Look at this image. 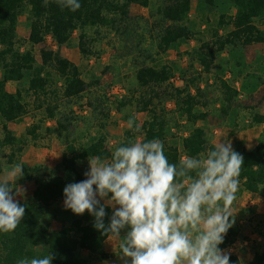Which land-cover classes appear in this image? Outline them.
Wrapping results in <instances>:
<instances>
[{
  "label": "rangeland",
  "instance_id": "obj_1",
  "mask_svg": "<svg viewBox=\"0 0 264 264\" xmlns=\"http://www.w3.org/2000/svg\"><path fill=\"white\" fill-rule=\"evenodd\" d=\"M148 1L149 7H131L130 18L118 27V32L110 28H88V55L80 52L79 31L61 48L49 36L42 45L31 44L28 11L20 17L16 45L21 54L32 53L40 64L42 49L59 51L79 67L83 80L88 84L83 99L74 102L63 98L62 81L51 69H48L51 79L47 94L36 96L29 91V76L20 82L8 83L9 92H22L27 113L14 123L0 119V181L6 178L14 163L23 166V176L16 181V186L23 191L22 196L17 197L20 205L30 200L35 190V184L27 180L26 172L31 176L57 175L68 184L78 183L70 177L63 164L69 146L88 145L103 134L102 131L107 135L111 151L126 145L129 139L142 141V126L148 114L139 110L141 105L138 101L144 91L138 86L135 73L137 67L144 63L154 66L165 63L182 71L170 81L176 88L183 89L187 85L201 88L199 100L203 105H199V109L208 117L199 125L205 127L211 143L217 145L230 141L233 150H242L264 142V124H253L254 115H264V44L225 50L214 60L211 72L205 73L196 62V51L205 43L214 47V33L222 11H198L194 5L190 16L194 38L162 54L158 48L159 29L155 25L159 0ZM223 31H219L218 37H222ZM193 79L195 81L191 84ZM222 81L239 94L227 108L226 115L221 110L224 97ZM194 89L193 94L196 93ZM125 98L132 103L118 110L115 103ZM163 101L165 108L160 106V109L164 110L170 128L168 137L181 148V138L190 126L185 120H180L173 101L165 97ZM48 106L55 109V118H49ZM130 118L139 125V132L129 128L127 121ZM9 136L14 139L12 144L6 143ZM36 168L40 173L34 172ZM88 170V160L80 161L78 171L82 181ZM63 201L54 204L47 214L46 222L52 230L70 227L74 220L85 218L84 214L77 216L66 210ZM101 202L105 204V201ZM109 207L113 213L114 209ZM232 207L235 215L233 227L238 229L239 235L225 250L236 256L240 264H250L254 255L264 248V197L250 194L239 186ZM78 254L89 264H123L117 240L106 241L105 259L84 250H79Z\"/></svg>",
  "mask_w": 264,
  "mask_h": 264
},
{
  "label": "trees",
  "instance_id": "obj_2",
  "mask_svg": "<svg viewBox=\"0 0 264 264\" xmlns=\"http://www.w3.org/2000/svg\"><path fill=\"white\" fill-rule=\"evenodd\" d=\"M79 3L81 7L73 12L67 8L62 9L55 0H49L47 7L44 6V0H0V119L14 123L27 113L22 92H9L8 83L20 82L29 76V91L36 96L47 94L51 79L48 69L59 75L64 99L77 102L83 99L88 90L79 67L64 58L59 51L42 49L40 64L32 53L19 52L16 45L17 33L23 13H29L31 44L42 45L49 36L61 48L79 31L80 52L88 55V28H110L118 32V27L127 23L130 18L133 5H150L148 0H79ZM194 5L198 11H222L214 33V47L205 43L196 51V62L203 67L205 73L211 72L214 60L225 50L264 44V29L260 27L264 28V0H159L156 8L158 21L155 25L159 29L158 48L162 54L194 38L190 21ZM221 29H224V34L218 37ZM177 73L183 72L165 63L159 66L144 63L137 67L135 76L138 86L144 91L138 101L141 105L139 110L148 114V119L142 126V141L161 140L169 163L178 165L183 156L202 157L216 145L210 142L205 127L199 125L208 117L207 113L199 109L202 104L199 100L201 88L196 85H187L183 89L174 87L170 81ZM194 81L195 79L191 84ZM222 88L224 97L221 110L226 115L227 108L239 94L224 81ZM193 89L195 94L192 93ZM164 97L175 103L180 120H185L190 126L186 135L181 138V148L168 137L170 128L164 110L160 109V106L165 108ZM131 103L130 99L125 98L115 104L121 110ZM46 111L49 118H55V109L48 106ZM253 124L263 125L264 115H254ZM60 127L64 128L62 125ZM102 133L88 145L69 146L64 154V168L76 182L82 181L78 171L80 161L93 156L111 159L113 151L109 148L107 135L103 131ZM13 141L11 136L6 138L8 144ZM235 151L244 158L239 186L250 194L264 197V142L252 149ZM34 172L40 173V169L36 168ZM26 177L29 182H34L35 190L32 198L21 205L25 207V214L20 225L13 232H0V264H17L19 259L42 258L51 252L54 253L52 264H89L79 256V250L105 259L104 248L108 238L94 228L95 218L88 212L84 213V219L74 220L70 227L52 230L46 222L47 214L54 204L64 200L63 190L68 183L62 177L51 174L47 177L39 174L31 176L26 172ZM105 212L104 222L107 226L113 213L107 205ZM125 233L126 229L121 231V238ZM238 235L237 228H230L224 243L219 247L225 250ZM230 264H240L239 259L230 255ZM250 264H264V248L254 255Z\"/></svg>",
  "mask_w": 264,
  "mask_h": 264
},
{
  "label": "clouds",
  "instance_id": "obj_3",
  "mask_svg": "<svg viewBox=\"0 0 264 264\" xmlns=\"http://www.w3.org/2000/svg\"><path fill=\"white\" fill-rule=\"evenodd\" d=\"M55 2L73 12L81 7L79 0ZM48 3L44 0L45 7ZM127 123L140 131L133 118ZM243 163L230 141L202 157L185 156L177 165L169 163L161 140L129 139L110 160L89 157L85 179L65 186L63 203L77 216L88 212L96 230L119 242L123 264H230V253L219 246L235 223L232 206ZM22 170L14 163L0 181L2 233L13 232L25 214L17 200L23 191L16 186ZM106 205L114 209L107 226ZM53 258L51 252L17 264H52Z\"/></svg>",
  "mask_w": 264,
  "mask_h": 264
}]
</instances>
